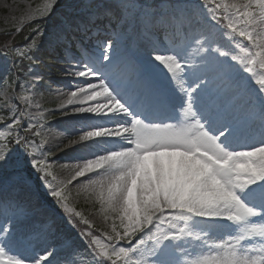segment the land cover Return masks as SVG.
<instances>
[{
	"label": "rangeland",
	"instance_id": "rangeland-1",
	"mask_svg": "<svg viewBox=\"0 0 264 264\" xmlns=\"http://www.w3.org/2000/svg\"><path fill=\"white\" fill-rule=\"evenodd\" d=\"M223 2L235 30L236 22L243 20L248 26V39L263 48L262 53L255 54L256 58L246 52L250 46L239 38L234 45L229 31L220 27L214 29L213 23L206 16L197 14L199 12L185 11L175 30L177 35L169 38L154 35L153 28L144 27L133 7L118 0H96L97 11L93 15H103L104 23L116 27L114 33L119 36L113 43L96 45L95 39L87 38L89 47H83L78 53L89 48L90 53L86 55L89 63L82 60L72 63L70 67L74 69L65 68L60 74L62 77L49 78L44 89L40 87L45 79L41 78L37 68L30 70L27 79H15L14 83L0 81V108L17 111V117L4 129L16 132L23 125L38 130L37 139L27 143L28 148L23 151V148L7 150L0 142V203L2 197L3 203L12 200L14 206L10 214L6 213L10 218L4 221L3 229L0 227V264L3 261L19 264L24 258L33 263L41 252L55 256L46 264H98L95 251L68 227L62 216L42 202L35 187L21 171H17L26 162L37 164L40 161L42 172L48 173L50 178L46 190L69 192V202L86 204L88 207L81 208L79 213L97 227L102 240L121 243L125 236L131 239L130 247L119 252L122 253L121 264H164V261L168 264H264V211L255 208L256 215L244 220L242 225H237L234 219L241 208L248 210L243 200L237 201L239 195L235 187L251 179L242 165L245 151L254 150L256 145H246L245 140L252 129L249 125H264V90L244 79V75L252 71L253 81L264 75V0H257L259 13L245 3ZM55 3L56 0H0V29H19L24 23L48 14ZM204 8L201 13L208 9ZM93 15L75 16L70 26L79 29L83 23L88 24ZM143 18H148L151 25L160 21L169 24L168 18L156 13L143 15ZM201 24L212 28L205 32ZM62 26L52 37L38 42L36 48L52 47L57 39H64L63 31L66 30ZM28 41V48L32 49L34 41ZM65 52L69 53L68 50ZM102 52L105 57H101ZM184 54L188 57L186 62L174 59L175 56L184 57ZM227 59L233 63L227 64ZM102 62L104 64L99 66ZM4 65L5 69H0V79L10 66L9 60H5ZM110 68L115 69L119 77L110 78ZM72 76L83 79L80 89L77 88L78 81L70 78ZM108 78L118 87L121 98H112L109 103L97 99L95 102L99 101L103 109L99 112L81 110L79 102L72 100V96L69 99L67 94L63 95L66 87H73L80 91H74L73 98L76 99L83 92L88 97L101 96ZM163 89L168 95L165 100L172 105L167 115L170 122L158 125L156 119L147 118L146 106L158 104ZM204 97L209 102L201 100ZM234 101L239 103L234 104ZM197 105L209 107L205 111L217 126L212 134L215 139L218 135L222 137L226 126L238 128L231 124L232 116L236 120L240 116L250 118L252 111L258 109L263 118L254 116L248 124H242L241 130L239 128V132L227 141H236L231 148L229 145L222 147L211 138L212 135L203 136L204 146L200 147L196 141L202 133V121L200 119L199 127L197 114L201 115L203 110ZM138 113L148 124L137 120ZM174 114L179 115V119L174 118ZM122 117L130 119L125 127L131 138L142 146L128 147L131 150L128 154L119 150V160L115 157L112 163L102 160L101 164L109 169L97 174L90 164L103 159L98 149L107 139L102 134L110 130V126L104 124ZM122 125L121 122L114 125L113 130ZM95 126L103 129L100 135L94 132ZM84 136L98 140L79 146L78 140ZM198 147L209 156L199 159L208 165L212 177L218 179L217 185L210 186L205 177L198 183V175L190 172L170 171L163 173L154 186L138 196L134 193L132 200H128L129 192L138 182L139 176L135 172L139 168L144 166L153 170L161 156L176 149L193 156L192 150ZM112 153L107 154L108 158ZM229 154L233 159L240 156L241 160L228 164ZM122 167L127 168L130 177L126 174L121 184L119 170ZM238 172L240 178L236 177ZM256 173L264 179V171L259 169ZM256 195L262 198L264 205L261 185L252 199ZM92 204L97 208L91 207ZM107 205L122 222L121 228L114 226L106 216L104 208ZM20 208V214L29 212L31 215L14 225L11 234L15 237L10 241V251L3 246L6 242L3 238L8 239V224ZM39 208L42 214L34 216ZM215 214L222 215L225 229L219 221L213 220ZM157 227L162 231L156 235L154 229ZM213 227L215 229L211 231ZM133 233L136 235L131 238ZM244 234H249L245 241L241 238ZM37 242H43V247L37 248Z\"/></svg>",
	"mask_w": 264,
	"mask_h": 264
},
{
	"label": "bare ground",
	"instance_id": "bare-ground-1",
	"mask_svg": "<svg viewBox=\"0 0 264 264\" xmlns=\"http://www.w3.org/2000/svg\"><path fill=\"white\" fill-rule=\"evenodd\" d=\"M77 88L80 89L79 87H77ZM74 91L80 92L79 90H75V88H73V87H66L63 94H67L69 99L72 96V98H71L72 100L79 102V104L81 106V110H89V111L94 112V113L99 112L100 110H103L100 108L99 104L92 101L93 98H90L89 102H86V99L88 98V96H86L85 95L86 93H84V92L77 99L73 98V94L75 93ZM114 94H115V92H114L112 86H108L107 89H105V93L102 94L101 96L104 99L108 95H114ZM129 120L130 119L127 117H122V118H119L116 120H110V121L105 122L104 125L110 126V130H109V132H106L102 135H105L107 139L104 143H102V145H104V146L100 147L98 149V150H100V152L95 150V152H98L101 155H103V159L94 160L93 163L90 164L92 166L93 170H95V172H97V174L103 173L107 169H109V168H105V166H106L105 164H101L102 160L105 163H107L108 160H109L108 163H112L113 159L115 157H117V160H119V158L117 156L119 150H124V152L128 154L131 151V150L127 149L128 147L139 148L142 146V144L140 142H136L135 140H133V137L131 138L129 131H127V127H125V125H127ZM207 121H208L207 125L204 128H202L203 131L200 134L201 135L200 138L196 141L197 145L200 147L204 146V137L203 136H205V137L210 136L211 134H209V133L214 131L213 125L209 123V119ZM120 122L123 125L121 127H118L117 129L113 130L114 125H116ZM82 125L84 126L83 123H82ZM94 128L96 130L94 132H96L97 135H100V133L103 132V129H100L99 127L95 126ZM258 131H259V129L255 128L254 134L252 137H253V139H255L254 143H256V141H257V142L262 144V142L264 141V133L261 132L259 135H257ZM96 140H98V139L95 137L84 136L78 140V144H79V146H84L85 144H87L89 142H94ZM234 144H235V142H232L229 145V147L231 148ZM197 150L199 151V147L192 150L193 156H190L188 153H185L184 151L176 149V150H174V152L166 154L165 157L161 156L160 161L157 163L158 165H156L155 168H153V170H150L144 166L139 168L135 172V175L137 174L139 176L138 180H137L138 182L135 186H133V188H135V191L133 192V188H132L131 191L129 192V194H128L129 200H132L134 193L136 196H138V193L143 192L146 188H150V186H154L156 184V182L159 181V178L163 173H168L170 171H177V172H179V174H185L186 172H190V173L198 175V179H197L198 183L200 181H202V179L205 177L210 181V183H209L210 186L214 187L215 185H217L218 179H216L215 177L214 178L212 177L211 173L208 171V170H210L208 165L202 159H199V158L194 159L193 158V157H199V153L197 152ZM241 151H243V150H241ZM110 152H114V153L110 154L109 158H108L107 154ZM151 153H153V152H149V154H151ZM232 154L234 155L233 152H232ZM232 154H229V157H230L229 161L225 160L228 164H235L236 162H238V160H241L240 156L239 157L236 156L237 158L233 159ZM244 158H245V162L242 165L244 166V168L247 171L250 172V176L254 177L257 170L262 168L264 165V146L261 145L260 149L253 150L252 152H246L244 154ZM119 171H120L119 176H120L121 184H122L126 174H127V176H126L127 178L130 177V174L127 171V168H125V167H122ZM133 174H134V171L132 172L131 176ZM236 177L240 178L239 172H238V175ZM263 183H264V181L256 178V179H248V181L245 184H243L242 186L237 184L235 187V190L238 192V195H239V197H237L238 200L241 201V200L250 199V197L247 198L249 191L251 189L259 188L260 185ZM124 191H126L125 188H124ZM4 201L5 200L1 197L0 215H2L3 212L6 210V206L3 203ZM25 214L31 215L29 212H26ZM40 214H42V210L38 211L35 215H40ZM26 219L27 218L23 219V221H25ZM214 219L223 223V218H222V215H220V214H215ZM14 220H15L14 223L18 224L21 220V217H16ZM3 246L6 248L9 247V249H10V243L4 242ZM42 247H43V242H37V248H42ZM41 254H42V252L39 253L38 255H36V257H39ZM41 262H42V260L39 262V264H41ZM24 264H31V263L26 262ZM42 264H45V261Z\"/></svg>",
	"mask_w": 264,
	"mask_h": 264
},
{
	"label": "trees",
	"instance_id": "trees-1",
	"mask_svg": "<svg viewBox=\"0 0 264 264\" xmlns=\"http://www.w3.org/2000/svg\"><path fill=\"white\" fill-rule=\"evenodd\" d=\"M44 24V23H43ZM16 39V38H15ZM19 39V36L17 37V40ZM13 44V43H12Z\"/></svg>",
	"mask_w": 264,
	"mask_h": 264
}]
</instances>
